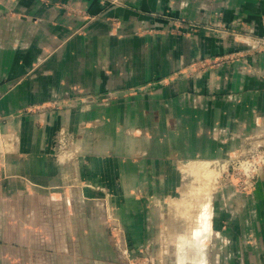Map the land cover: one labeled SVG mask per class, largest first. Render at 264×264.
<instances>
[{"label": "crops", "instance_id": "crops-1", "mask_svg": "<svg viewBox=\"0 0 264 264\" xmlns=\"http://www.w3.org/2000/svg\"><path fill=\"white\" fill-rule=\"evenodd\" d=\"M250 35L264 36V0H0V264H120L98 187L147 242L162 212L145 198L174 192L177 163L264 136V50ZM60 128L73 164L52 154ZM213 199L194 232L211 248L180 244L176 264H264V167L251 193L222 184Z\"/></svg>", "mask_w": 264, "mask_h": 264}, {"label": "rangeland", "instance_id": "rangeland-1", "mask_svg": "<svg viewBox=\"0 0 264 264\" xmlns=\"http://www.w3.org/2000/svg\"><path fill=\"white\" fill-rule=\"evenodd\" d=\"M112 2L115 3L116 0H112ZM176 22L180 27L188 31L196 30L199 27L198 23L192 21L180 19L176 20ZM248 37L247 44L250 49L257 51L264 50V36L250 35ZM236 54L237 52H228L222 55L199 58L188 64V71L218 67L236 57ZM24 110L26 111L27 108ZM73 141L72 134L65 128H60L56 132L51 143V148L57 162L61 164H73L78 159L79 154L74 149ZM250 150H253V153H249ZM2 151H0V182L9 176L6 172V161ZM200 161L208 162L204 166L206 171L215 170L219 173L216 178L217 180H213L212 183L210 182L211 184L214 182L213 186H205L203 181V184L201 183L203 186H198L202 177L195 175L194 170L197 164H194L203 163ZM177 165L180 182L173 188L174 192H171L172 194H162L164 196H161L157 200L153 199V194H149L145 198L149 206L155 207L162 212L157 233L153 231V234L146 240L147 242L139 243L136 241L137 235L133 232L127 233L125 231L114 212V207H111L108 201H105L109 193L107 190L103 191V188L98 187L100 191L104 192V224L110 242L115 248L116 254H118L120 264H176L175 256L177 252H181L178 248L180 244L185 247L186 243H199L200 245L206 244L205 246L211 248L210 239L208 243H206L208 238H203V241L197 240L198 236L194 235V232L202 226L205 229L208 228L213 212V198L220 185H231L234 191L242 194H248L254 190L259 172L264 167V136H248L244 140L243 145L234 148L225 156L189 158L177 163ZM244 167H250V169L245 171ZM246 173L248 175L252 174L254 177H245ZM246 179L250 182L252 181L253 184L249 188L241 189L239 185ZM204 181L206 183V179ZM136 190L134 193H136ZM137 194L142 195L140 192H137ZM171 200H175L173 207L170 204Z\"/></svg>", "mask_w": 264, "mask_h": 264}, {"label": "bare ground", "instance_id": "bare-ground-1", "mask_svg": "<svg viewBox=\"0 0 264 264\" xmlns=\"http://www.w3.org/2000/svg\"><path fill=\"white\" fill-rule=\"evenodd\" d=\"M200 162H203V163H195L194 165H196L195 167V175L198 177V176H200V177H202V178H200L201 180H200V185H198V186H200V187H202L203 185V182H204V184H205V186L206 185H212L213 186V184H214V182H213V184H211L212 183V181L213 180H217L216 178L218 177V174L219 173H217L215 170H205V168H204V166H206V164L208 163V162H206V161H200ZM213 164V163H212ZM222 164V163H221ZM193 165V166H194ZM220 165V164H219ZM199 166V167H198ZM185 167V166H184ZM217 167V166H216ZM221 167V166H220ZM210 176V178L208 179V177ZM206 179V183H205V180ZM203 181V182H202ZM211 182V183H210ZM202 183V184H201ZM199 184V183H198Z\"/></svg>", "mask_w": 264, "mask_h": 264}, {"label": "built area", "instance_id": "built-area-1", "mask_svg": "<svg viewBox=\"0 0 264 264\" xmlns=\"http://www.w3.org/2000/svg\"><path fill=\"white\" fill-rule=\"evenodd\" d=\"M249 153H253V150H250ZM261 154H263V153H261ZM253 167H254V169H255V165H254ZM244 169H245V171H247V170L250 169V167H249V168H245V167H244ZM245 177H252V178H253L254 176H252V174L248 175V173H246V176H245ZM252 184H253L252 181L250 182L248 179H246V180H244L243 183H240L239 186L241 187V189H246V188L251 187ZM239 186H237V187L240 189Z\"/></svg>", "mask_w": 264, "mask_h": 264}, {"label": "clouds", "instance_id": "clouds-1", "mask_svg": "<svg viewBox=\"0 0 264 264\" xmlns=\"http://www.w3.org/2000/svg\"><path fill=\"white\" fill-rule=\"evenodd\" d=\"M200 264H207V261L204 260V259H202L201 262H200Z\"/></svg>", "mask_w": 264, "mask_h": 264}]
</instances>
